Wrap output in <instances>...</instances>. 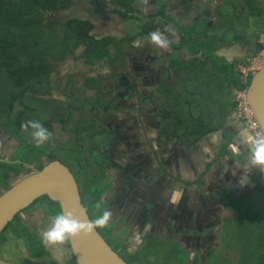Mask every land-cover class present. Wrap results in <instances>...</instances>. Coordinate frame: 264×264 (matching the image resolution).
<instances>
[{
	"label": "flooded vegetation",
	"instance_id": "flooded-vegetation-1",
	"mask_svg": "<svg viewBox=\"0 0 264 264\" xmlns=\"http://www.w3.org/2000/svg\"><path fill=\"white\" fill-rule=\"evenodd\" d=\"M218 1L220 0H204L200 5L195 3V0H134L136 10L128 14L134 15L131 17L134 18L131 24L138 26L137 29L127 38L126 44L120 45V57H117L112 65L106 61L107 68L109 67L107 74L89 75L96 80L93 87L98 85L95 92L89 90L90 95L96 98L95 103V100L89 103V107L94 103L89 112L96 111L97 114L87 119L88 124L79 127L78 140L82 134L85 138L82 136L81 142L87 144L91 135L98 134L103 138V135L108 133L114 136L112 135L114 130L117 131L114 139L118 138V142L109 145L102 143L101 139L97 145L98 152L104 157V162L96 161L100 167L97 171L101 178L99 182H96L100 186L96 184L97 198L91 209L87 208L89 201L86 196L87 187L85 188V176L88 172L86 165L74 171L54 153V146H61V149L74 146L75 135L67 136L68 138H65V134L48 136L40 146L38 145L41 151L37 152L34 163L32 160H25L24 157L16 159L15 162L20 164V169L11 168L13 171L9 172L8 169H4L0 177V190L9 188L18 178L31 172L33 168L42 167L48 161L57 159L65 163L72 172L81 201L91 219L101 215L105 209L110 211L111 215L104 228L105 233L111 237L110 240L115 242V248L103 232L97 229L117 253L121 251L119 254L129 264L131 263L125 257H132L136 262L146 264L144 249L154 254V244L158 241L162 243L164 250L171 244V247H174L172 253L184 254L189 263L223 264L224 257H228L229 250L235 247V239L231 237L228 230L235 231L234 218L237 212L252 211L253 215L258 213L264 215V169L251 163V148L243 138L245 129L250 133L252 131L237 115L236 103L234 108L229 109L232 99L229 88L220 85L219 89H214L213 85L211 86L207 81L203 83V87L198 88L199 78L202 77L198 67L206 60L202 53L190 54L187 47L182 46L178 49L171 45V53L174 51L177 56L168 57L169 52L162 51L167 57L162 55V59H159L158 48L150 44L147 39L150 32L161 29L162 33H166V29L169 28L168 34L172 33V29L175 30L174 36L177 37L175 44H178L181 37L187 34L186 29L202 20L201 18L203 21L205 19L207 26L214 25L215 21L218 23L219 15L214 12V8L224 0ZM237 6V9H240L239 4ZM159 17L164 20H160ZM174 19L180 20V27L176 23L175 27L173 26ZM168 20L172 22L171 26ZM248 22L249 27L253 28V19L249 17ZM236 31L239 32L238 29L234 32ZM180 32H182L181 35ZM216 34L218 47L215 49L211 47L212 54L216 58L223 59L221 65L226 62L238 69V59L249 57L247 42L237 38L220 41L218 39L220 34ZM128 47H132L133 50H126ZM184 49L188 54L186 57L182 53ZM197 72L199 75H195ZM109 80L112 82H108ZM54 89L52 95L60 98L57 89ZM204 89L207 96L201 104H196V98L199 99L200 91L203 92ZM235 90L236 88L233 89V94ZM54 91H57L56 95ZM214 95L219 97L216 98ZM222 97H226V100H221ZM166 98H170L171 101L169 107L172 108L175 133H168L163 125L165 120L160 103ZM221 106L226 107L223 108V113L226 111L224 115H214L213 120L216 121L210 126L211 128L193 138L195 131H191L202 124H199L201 120L199 122L193 120L189 112H203L205 124H209L210 120L202 109L216 108L218 110L215 111L218 112ZM78 107L82 110L85 104L73 108ZM16 109L15 105L10 113L11 116ZM177 116L179 120H176ZM220 118L223 119L219 122ZM180 127L190 131L185 136L188 140L180 134L178 129ZM30 137V132L22 136V130L19 135L16 134V131L6 123L5 114L0 109V161L10 163V159H14L13 152L18 149H21L19 153L24 150V156H30L33 159ZM214 138L216 141L213 140ZM65 139L69 144L64 142ZM208 139L210 142L207 146L209 149L207 157L211 156V158H206L203 168L199 169L196 166V169L190 173L193 176H186L179 171L176 172L177 177H175L168 168L167 162L161 159L162 154H165L163 151L170 149L168 146L174 142L183 144L186 149L192 147L196 149L201 142L204 143ZM233 146L236 148L235 152L232 151ZM50 153L54 155L48 160ZM81 163L84 165L83 161ZM239 168L251 171L249 175H246L245 180L250 191L248 195L244 192L246 188L240 192V203L237 207L233 201L223 204L226 188L230 184L233 185L226 174ZM89 175L95 180L94 172H89ZM1 179L4 181L1 182ZM178 184L182 187L176 194L173 192V187ZM38 198L25 209L35 204ZM45 198L50 201L47 196ZM247 198L248 202H246ZM225 208H227L226 215H224ZM32 209L28 212L21 209L19 216H17L19 211L13 216V218L16 216L15 222L24 225V229L18 228L19 232L16 236L21 237L26 244L30 238L37 237L41 250H34L30 246H27V252L18 248L12 251L0 250V264H48L46 262L52 258L56 260L54 264H74V258L68 251L70 249L67 241L62 243L65 247L55 248V250L53 247L60 244L47 246L42 244V232L50 226L46 219L50 215L47 212L44 213L38 204H35ZM146 222L150 224V229L144 232ZM138 224L141 225L138 227ZM137 229H142L141 234L144 237L140 243H137L139 240L136 237ZM254 234L256 233L250 235ZM257 234L251 242V248H254L256 252L264 253L261 247L264 234ZM225 236H228V240L224 239ZM176 244L179 246H174ZM158 247L161 245L159 244ZM238 257L237 255L233 258L232 255L231 264H235Z\"/></svg>",
	"mask_w": 264,
	"mask_h": 264
},
{
	"label": "trees",
	"instance_id": "trees-1",
	"mask_svg": "<svg viewBox=\"0 0 264 264\" xmlns=\"http://www.w3.org/2000/svg\"><path fill=\"white\" fill-rule=\"evenodd\" d=\"M96 1L98 3L108 1L114 4L117 14L123 19L134 17L128 14L136 10L134 0ZM70 3L71 0H0V109L5 114L8 126L10 125L18 135L21 130L22 136L26 132L31 133L30 128H21V124L28 120H38L50 133L49 137L57 134L75 135L72 134L71 129L78 130L83 125L80 122L81 119H77L73 124L62 125L69 116V108L80 105L79 95L75 92L80 94L81 101H88L90 95L86 93H89V90L95 92L98 89V85L93 87L96 81L93 77L82 76L81 86L77 87L76 82L70 83L71 80L65 81L57 90L58 94L62 95V99L55 98L52 95L54 89L52 80L56 69L47 56L55 60H63L67 53H73L76 48L81 47L79 55L89 64L105 58L108 64L112 65L113 61L120 57L119 44L122 38L117 39L110 35L96 38L91 33L94 24L88 19L72 17L61 21L51 17L54 12L69 7ZM237 4L240 9H237ZM214 12L219 15L218 23L215 21L214 25L209 28L205 24L206 28H201L200 32L198 21L186 29L187 34L181 37L177 46L179 49L186 43L188 53H202L206 57V60L198 67L202 77L200 76L197 86L200 89L206 81L211 86L213 85L214 89L225 85L229 88L232 98L230 109L234 108L236 103L233 89L246 86L250 76H248V82L242 84L238 69L226 62L222 65L218 63L217 58L212 54V49L218 47L216 44L217 31L214 27L219 26L218 39L220 41H230L228 40L230 38L245 40L248 44V55L253 56L262 47V43L257 39L260 33L264 34V0H224L214 8ZM249 17L253 19V28L249 27ZM236 29L239 32L235 33ZM110 45L115 47L113 54L110 51ZM247 59L244 57L238 59L237 65L246 64ZM69 84L74 87L68 88ZM208 91L211 93L209 88ZM206 96L205 89L203 92L200 91V97L196 98L195 103L201 104ZM220 99L225 101L226 97ZM170 102V98H166L160 103V108L165 120V129L168 133H175L176 126L173 121L172 108L169 107ZM15 105L17 109L11 116L10 113ZM205 108L204 113L210 120L209 124H205L203 112H189L193 120L197 122L201 120L199 124H202L191 131H195L193 138L211 128L210 126L216 121L213 120L214 115H224L226 112L223 113V108H226L224 106H221L218 112L215 111L218 110L216 108ZM222 119L220 118L219 122ZM178 129L184 138L190 132L185 128ZM31 137L32 148L35 147L36 152H40V145H36ZM64 142L68 143L67 139ZM53 155L50 153L48 160L52 159ZM90 179L85 176L87 191L90 188L88 187ZM96 198L97 196L92 199L87 198L89 201L87 208L91 209ZM54 204L60 210L58 204L56 202Z\"/></svg>",
	"mask_w": 264,
	"mask_h": 264
},
{
	"label": "rangeland",
	"instance_id": "rangeland-1",
	"mask_svg": "<svg viewBox=\"0 0 264 264\" xmlns=\"http://www.w3.org/2000/svg\"><path fill=\"white\" fill-rule=\"evenodd\" d=\"M204 0H195V3L197 4H202ZM221 1V0H220ZM218 1V2H220ZM220 10L222 8L220 7ZM53 18L57 20H66L68 18L72 17H77L81 19H88L94 24V28L92 29L91 33L100 38L105 35H113L115 38L120 39L122 38L123 40L120 42L119 45L122 46V44H126L127 38L130 35H133L134 32L138 26L131 24L132 21H134V18H131L129 20L123 19L120 17L116 10L115 6L112 3H109L108 1H104L101 3H98L96 0H71L70 6L61 9L59 11H56L52 14ZM202 20L199 21L198 28L201 32V28L204 29L206 28L205 23ZM176 20V19H174ZM216 25V24H215ZM180 27V25L178 26ZM208 28L210 26H207ZM214 29L217 31V33L220 34V29L219 26L214 27ZM138 31V30H137ZM180 31V29L178 30ZM133 32V33H132ZM182 32H180V35ZM126 37V39H125ZM125 39V40H124ZM191 40H193L191 38ZM181 41V39H180ZM179 41V42H180ZM170 45L178 47L177 44L171 43ZM183 48L187 47L188 45L185 43L182 45ZM133 50L132 47L126 48V50ZM81 50V47H78L75 49L73 53H67L66 57L63 60H55L49 56L48 59L50 62L55 66V72L53 75V86L54 90H58L62 87L65 81H70V83L76 82V86H81L82 84V76H89L90 74H94L96 76L100 74H107V63L105 58H100L96 61L95 64H89L86 63L83 58L79 55V51ZM110 50L113 53L115 50V47L110 46ZM218 63H222L223 59L217 58ZM244 66V65H242ZM107 72V73H106ZM108 82H112V80H109ZM68 88L74 87L73 85L69 84L67 85ZM247 87V86H246ZM245 87V89H246ZM57 91H54V94L56 95ZM53 93V92H52ZM79 95V101L78 103L85 104V107L81 110V107L78 108H72L69 109V116L65 121H63L62 125L65 126L66 124H73L74 119H81L80 122L83 125L88 124V118H92L97 114L96 111L94 112H89L90 108L94 105L96 102V98L92 97L90 93H86L90 95V98L88 101H81L80 99V94L78 92H75ZM235 94V93H234ZM54 96V95H53ZM57 99H62V95H60V98L54 96ZM95 100V101H94ZM94 101L92 105L89 107V103ZM81 102V103H80ZM77 107V106H75ZM204 111L206 108L203 109ZM72 111V114H71ZM163 125L164 122H163ZM106 130V129H104ZM72 134H75V145L68 148L61 149V146H54V153L64 161L66 164H68L74 171H77L80 167H85L88 170L86 177L91 178L89 175V172H94L96 174V178L90 179V182H88V187L90 186V190L86 192V196L88 199L95 198L96 195V182H99L101 176L98 174V169L100 167L98 166L97 162H104V157L102 153L100 154L98 152V147L97 145L101 142V139L103 140L102 143L104 144H112L118 142V138L114 139V137L117 136V131L114 130L111 136L108 133H105L103 135V138L101 135H96L93 134L90 136L88 139L87 144L84 142H81L82 134H80L79 140H78V130L71 129ZM69 135H71L70 132H68ZM85 138V136H83ZM65 138H68L67 135ZM25 149V148H23ZM21 150V149H20ZM19 149L16 150V152H13L12 158L13 160L10 159V163H6L3 161H0V177L2 176V172L4 169H8L9 171H13L15 169L19 170L20 169V164L15 162L16 159H19V157H24L25 160H32L33 163L37 159V152L36 148H32V158L31 157H26L24 156V150L19 153ZM3 160L7 161L6 159L2 158ZM81 161L84 162V165L81 163ZM97 161V162H96ZM87 164H86V163ZM11 168L13 170H11ZM4 180L1 179V182ZM100 186V184H97ZM38 204L39 207L42 208V211L44 213H48V215L55 214L57 209V206L49 201L47 198L41 196L37 199L36 203ZM32 204L29 206L28 209L23 208L24 212L32 211V207L35 205ZM21 210V211H22ZM21 211L17 213V216L21 214ZM94 213V211H93ZM21 218V217H20ZM16 216L13 218V220L10 223H7L5 228L0 231V250L2 251H8V250H14L15 248L22 249L23 251L27 252V246L32 247L34 250H39L40 246L38 245L37 242V237H32L29 239V242L26 244L24 241L21 239V237L16 236V233L19 232V227L21 229H24V225L20 222H15ZM22 219V218H21ZM234 223L236 224V229L235 231H229L228 233L231 234V237L235 239V247H233L231 250L228 252V257H224L223 259V264H231L232 260V255L233 258L239 256L237 259V262H234L235 264H264V253L262 252H256L254 248H251V242L255 238L257 233H262L264 234V215L262 213L258 214H252V211L250 213H240L237 212L235 218H234ZM17 227V229H14ZM100 231L103 232V235L108 238V241L110 244L115 248V242L110 240V236L105 233V228L104 227H99ZM32 232V231H31ZM256 233L254 235L250 234ZM259 236V234H257ZM259 238V237H258ZM224 239L228 240V236H225ZM7 243V244H5ZM161 245V247H158V245ZM155 245V252L154 254L152 251L148 249H144V259L147 260L146 264H192L189 263L186 260V257H184V254H173L172 250L173 248L171 247V244H169V247H167L166 250H164V247L162 246V243L160 241L156 242ZM59 247L63 248L62 243L58 245ZM173 246V245H172ZM174 246H179V245H174ZM227 247V246H225ZM224 247V249H225ZM261 247L264 250V241L261 243ZM238 249L240 250V254L238 252ZM41 250V249H40ZM226 255H227V248L225 250ZM121 254V251H119ZM232 254V255H231ZM229 255H231V258H229ZM131 264H140L139 262H136L132 257H125ZM194 259V258H193ZM226 259V260H225ZM49 260V261H48ZM46 263L48 264H54V258L48 259ZM56 261V260H55ZM201 262V260H199ZM227 261V263H226ZM196 264H198L196 262Z\"/></svg>",
	"mask_w": 264,
	"mask_h": 264
},
{
	"label": "water",
	"instance_id": "water-1",
	"mask_svg": "<svg viewBox=\"0 0 264 264\" xmlns=\"http://www.w3.org/2000/svg\"><path fill=\"white\" fill-rule=\"evenodd\" d=\"M246 99L264 133V63L251 74ZM42 195L57 202L60 210H70L80 220H91L72 172L65 163L53 159L41 168H33L9 188L0 190V231L18 211ZM67 242L74 264H129L97 228L88 234L75 235ZM55 248L59 249V246L55 245Z\"/></svg>",
	"mask_w": 264,
	"mask_h": 264
},
{
	"label": "clouds",
	"instance_id": "clouds-1",
	"mask_svg": "<svg viewBox=\"0 0 264 264\" xmlns=\"http://www.w3.org/2000/svg\"><path fill=\"white\" fill-rule=\"evenodd\" d=\"M147 39L150 44L160 49H166L170 44V41L159 31L150 32ZM21 128L32 130L31 136L36 145L42 144L50 135L38 120H28L21 124ZM243 138L251 148V163L264 169V135L252 134L245 129ZM232 151H236L235 146H233ZM110 215V211L105 209L101 215L96 216L94 219L80 220L70 210H57L54 215L46 218L47 224H50V226H47L46 230L42 232L41 242L45 246L61 244L75 235L88 234L94 228L106 226Z\"/></svg>",
	"mask_w": 264,
	"mask_h": 264
},
{
	"label": "crops",
	"instance_id": "crops-1",
	"mask_svg": "<svg viewBox=\"0 0 264 264\" xmlns=\"http://www.w3.org/2000/svg\"><path fill=\"white\" fill-rule=\"evenodd\" d=\"M159 19L164 20L162 17H159ZM179 21H178V19L174 20L173 26L175 23H176V25H179L180 24ZM181 22H183V20ZM168 23H169V26H171L172 22L168 20ZM160 30H157V31L161 32ZM166 30H167L166 33L165 32L164 33L161 32V33L170 41V44L176 43L177 37L174 36L175 30L172 29L171 34L170 33L168 34V32H170L169 28ZM261 34H263V33H260L259 36ZM176 35H177V33H176ZM110 36H113V35H110ZM96 38H98V37H96ZM170 44H169L168 48H166V49L158 48L159 55H160V57L158 56L159 59H162V55H165L167 57V55L165 53H163L162 51H164L166 53L167 52L171 53L170 49L172 47ZM169 53H167L168 57H170V56L172 57L173 55H174V57L177 56L176 53L174 54V51H172L171 55H169ZM182 53L184 54L185 57L188 56L185 49L182 51ZM179 119H180L179 116H177L176 120H179ZM215 133H217V132H215ZM217 134H215L216 139H217ZM215 138L213 140H215ZM209 142H210L209 139L206 140L204 143L201 142L196 147V149L193 147L186 149L183 144H176L174 142L168 146L170 149H168L166 152L163 151L165 154L161 153L162 154L161 159H163V161L167 162L168 168L172 171V173L174 174L175 177H177L176 172H179V171L182 174H186V176H193L190 174L191 171H193V169L195 170L196 166L199 169L201 167L203 168V166L205 165L206 158H211V156L207 157L208 156L207 153L209 152V149L207 146H209L208 145ZM224 162H226V161H224ZM252 170H254V169H252ZM250 172L251 171H249V170H244L242 168H239V169H236V171H230L229 174H226L228 177V180H230V181L232 180L233 185L230 184L229 187L226 188V190L224 192L225 198H224L223 204H226V203L229 204L230 201H233V204L237 207L240 203V201H239V197L241 196L240 192L242 190H245V188H246V190L244 192L246 195H248L250 190H249V186L246 184L245 180H246V175H249ZM223 176H224V173H223ZM181 187H180V184H178V186L174 185L173 192L177 194ZM242 194H244V193L242 192ZM248 201H249V199L247 198L246 202H248ZM246 204H249V203H246ZM226 214H227V208H225V212H224V215H226ZM141 224H138V227ZM145 224H146V228H144V232H146L147 230L149 231V229H150V224L147 222ZM224 224L225 223H223V225ZM220 226H221V224H220ZM137 230H138V232L136 234V237L139 239V240H137V243H140L144 237L141 234L142 229H137ZM149 235L153 236V234H150V233H149Z\"/></svg>",
	"mask_w": 264,
	"mask_h": 264
},
{
	"label": "built area",
	"instance_id": "built-area-1",
	"mask_svg": "<svg viewBox=\"0 0 264 264\" xmlns=\"http://www.w3.org/2000/svg\"><path fill=\"white\" fill-rule=\"evenodd\" d=\"M257 40L262 43L261 49L253 54V56L249 57L246 64H240L238 66L242 84H246L248 82V76H251V74H253L264 63V34H261ZM246 86L239 89L237 88L235 90L237 115L252 131V134L264 135L258 123L256 122L252 110L247 102L245 89Z\"/></svg>",
	"mask_w": 264,
	"mask_h": 264
}]
</instances>
